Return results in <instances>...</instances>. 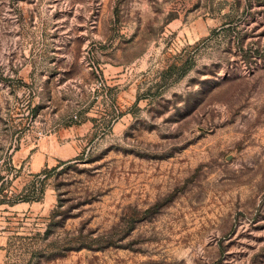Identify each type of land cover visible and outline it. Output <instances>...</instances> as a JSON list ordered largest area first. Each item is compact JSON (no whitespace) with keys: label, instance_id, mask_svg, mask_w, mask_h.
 Returning a JSON list of instances; mask_svg holds the SVG:
<instances>
[{"label":"rangeland","instance_id":"1","mask_svg":"<svg viewBox=\"0 0 264 264\" xmlns=\"http://www.w3.org/2000/svg\"><path fill=\"white\" fill-rule=\"evenodd\" d=\"M0 264H264V0H0Z\"/></svg>","mask_w":264,"mask_h":264}]
</instances>
